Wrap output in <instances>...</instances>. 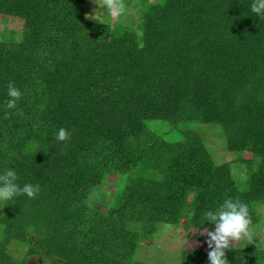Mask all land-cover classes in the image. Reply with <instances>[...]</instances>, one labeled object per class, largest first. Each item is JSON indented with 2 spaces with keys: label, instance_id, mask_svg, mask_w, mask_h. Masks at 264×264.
Here are the masks:
<instances>
[{
  "label": "trees",
  "instance_id": "obj_1",
  "mask_svg": "<svg viewBox=\"0 0 264 264\" xmlns=\"http://www.w3.org/2000/svg\"><path fill=\"white\" fill-rule=\"evenodd\" d=\"M113 1L136 14L110 23L87 18L86 0H0L21 22L0 33V171L40 186L0 202V264H148L139 253L162 225L214 230L202 214L228 197L252 218L229 264H264V19L252 0ZM203 123L246 179L215 160ZM209 251L183 248L175 264H209Z\"/></svg>",
  "mask_w": 264,
  "mask_h": 264
},
{
  "label": "clouds",
  "instance_id": "obj_2",
  "mask_svg": "<svg viewBox=\"0 0 264 264\" xmlns=\"http://www.w3.org/2000/svg\"><path fill=\"white\" fill-rule=\"evenodd\" d=\"M100 6L104 9L103 11L107 10L112 16L117 15V10L123 11V6L115 5L113 0H103ZM250 11L258 19H264V0H252ZM22 96L21 90L10 82L7 87L6 108L9 110L17 109ZM56 139L60 142L67 141L70 139V133L67 129L60 128L56 133ZM39 192V185L24 184L21 187L15 169L8 168L0 171V202H10L21 195L35 198ZM202 220L204 225L209 222L214 225V230L203 229L209 237L207 241L210 248L208 253L209 264H229L225 249L231 248V242L242 239L251 240L252 238V218L249 206L239 199L231 197L223 199L214 208L203 212Z\"/></svg>",
  "mask_w": 264,
  "mask_h": 264
},
{
  "label": "rangeland",
  "instance_id": "obj_3",
  "mask_svg": "<svg viewBox=\"0 0 264 264\" xmlns=\"http://www.w3.org/2000/svg\"><path fill=\"white\" fill-rule=\"evenodd\" d=\"M114 2V1H113ZM103 3V0H86V16L91 20L101 21V22H110L114 23L119 20V16L121 12L117 10V15L112 16L109 14L107 10L101 8L100 4ZM115 5L116 2H114ZM119 6V4H118ZM123 11L126 10L125 16L126 19H130L132 16L136 14V11L133 9L131 5L122 4ZM122 11V12H123ZM13 21H18L19 24L20 19L16 17H2L0 16V33L2 28L5 25L9 27H14L19 29L21 26ZM13 22V23H12ZM1 38L7 37L6 33H2L0 35ZM168 125V123H167ZM199 133L201 132V137L204 142L209 147L213 157L218 163H222L225 161H232V170L234 173L239 176H245L244 179L247 178V166L244 164H240L237 154L234 151H230L226 148V145L223 142V139L218 132L219 128L215 125L211 124H199ZM247 174V175H246ZM113 189V187H111ZM103 198V197H102ZM99 199V198H97ZM96 200V199H95ZM97 205V202L95 203ZM2 207H0V211ZM259 210L264 217V204L259 207ZM264 228V224L261 225ZM160 232L157 236H155L152 240L147 241V249L141 250L139 253V257L146 261L148 264H175L176 255L178 251L186 247L200 246L206 245L209 237L205 231L198 232L194 229L186 230L183 226H174L172 224H165L159 229ZM198 235L201 238H198ZM259 237L262 236L264 238V231L258 234ZM239 241H233L232 244H236ZM19 244L13 242L11 244L12 253L16 256H23L25 253L24 248H19ZM40 257L33 256L29 259L28 264H43ZM46 264H58L53 261Z\"/></svg>",
  "mask_w": 264,
  "mask_h": 264
}]
</instances>
